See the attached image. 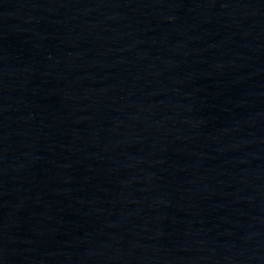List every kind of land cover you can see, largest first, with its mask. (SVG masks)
<instances>
[{"label": "water", "instance_id": "obj_1", "mask_svg": "<svg viewBox=\"0 0 264 264\" xmlns=\"http://www.w3.org/2000/svg\"><path fill=\"white\" fill-rule=\"evenodd\" d=\"M0 264H264V0H0Z\"/></svg>", "mask_w": 264, "mask_h": 264}]
</instances>
